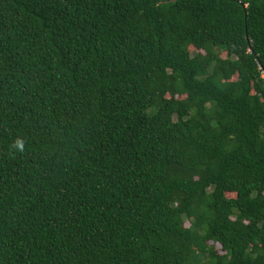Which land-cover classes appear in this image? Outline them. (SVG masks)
I'll return each instance as SVG.
<instances>
[{
  "label": "trees",
  "instance_id": "1",
  "mask_svg": "<svg viewBox=\"0 0 264 264\" xmlns=\"http://www.w3.org/2000/svg\"><path fill=\"white\" fill-rule=\"evenodd\" d=\"M0 264H264V0H0Z\"/></svg>",
  "mask_w": 264,
  "mask_h": 264
},
{
  "label": "rangeland",
  "instance_id": "2",
  "mask_svg": "<svg viewBox=\"0 0 264 264\" xmlns=\"http://www.w3.org/2000/svg\"><path fill=\"white\" fill-rule=\"evenodd\" d=\"M220 253H222V251H220Z\"/></svg>",
  "mask_w": 264,
  "mask_h": 264
},
{
  "label": "clouds",
  "instance_id": "3",
  "mask_svg": "<svg viewBox=\"0 0 264 264\" xmlns=\"http://www.w3.org/2000/svg\"><path fill=\"white\" fill-rule=\"evenodd\" d=\"M18 145H19V142H18Z\"/></svg>",
  "mask_w": 264,
  "mask_h": 264
}]
</instances>
